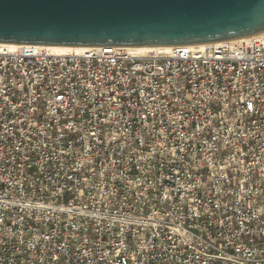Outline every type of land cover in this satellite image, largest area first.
<instances>
[{"label":"built area","instance_id":"built-area-1","mask_svg":"<svg viewBox=\"0 0 264 264\" xmlns=\"http://www.w3.org/2000/svg\"><path fill=\"white\" fill-rule=\"evenodd\" d=\"M0 264H264V35L0 51Z\"/></svg>","mask_w":264,"mask_h":264},{"label":"water","instance_id":"water-1","mask_svg":"<svg viewBox=\"0 0 264 264\" xmlns=\"http://www.w3.org/2000/svg\"><path fill=\"white\" fill-rule=\"evenodd\" d=\"M264 35V0H0V44L196 47Z\"/></svg>","mask_w":264,"mask_h":264},{"label":"bare ground","instance_id":"bare-ground-1","mask_svg":"<svg viewBox=\"0 0 264 264\" xmlns=\"http://www.w3.org/2000/svg\"><path fill=\"white\" fill-rule=\"evenodd\" d=\"M40 48H44L48 51H50L53 54L57 55H82L85 53H88L92 51L94 48H72V47H45V46H38ZM203 47V46H200ZM21 46L19 45H4L0 44V51H11L15 52L19 50ZM131 53H133L136 56H147L150 54H167L170 51V47H159V48H128Z\"/></svg>","mask_w":264,"mask_h":264}]
</instances>
